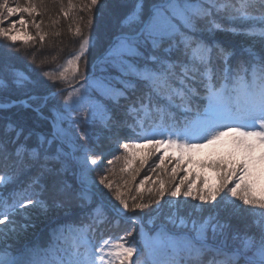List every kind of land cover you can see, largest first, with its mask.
<instances>
[{
	"label": "snow or ice",
	"instance_id": "snow-or-ice-1",
	"mask_svg": "<svg viewBox=\"0 0 264 264\" xmlns=\"http://www.w3.org/2000/svg\"><path fill=\"white\" fill-rule=\"evenodd\" d=\"M75 7L72 0L60 5L65 18ZM93 8L112 24L91 75L81 62L97 43L87 37L62 70L41 73L54 84L83 79L78 88L51 93L64 98L62 105L49 107L47 96L31 94L39 79L0 54V93L28 97L0 102V113L22 106L46 123L38 131L0 116V264H264V0H89L82 10ZM43 9L44 0H0V38L15 45L18 25H30L43 43V21L35 19ZM74 35L83 36L79 26ZM142 148L148 155L163 150L152 169L161 170L154 201L132 196L130 204L121 191L128 180L117 186L108 174L93 178L121 149L115 159L123 158L125 172ZM206 148L219 150L201 165L215 172L216 183L189 180L184 169L170 186L164 175L175 181L180 165L196 163ZM166 158L175 167L168 169ZM151 179L145 176L137 193ZM166 195L172 199L161 204ZM53 207L65 215L87 208L86 222H66L46 246L14 250L11 241L27 231L33 213ZM105 228L118 232L105 236Z\"/></svg>",
	"mask_w": 264,
	"mask_h": 264
},
{
	"label": "trees",
	"instance_id": "trees-1",
	"mask_svg": "<svg viewBox=\"0 0 264 264\" xmlns=\"http://www.w3.org/2000/svg\"><path fill=\"white\" fill-rule=\"evenodd\" d=\"M13 0H10L12 2ZM52 0H44V8L47 10L46 13L43 15H38L35 17L36 21L38 22V18L43 21V24L41 25V32L45 33V40L43 43L40 42L39 37L36 34V29L29 27L30 36L35 38L33 39L34 42L29 44H24L17 42L15 45L11 44L9 41L0 38V54H3V59L12 65L17 70H20L22 72H25L27 75H29L33 80L39 79L41 82L39 86H32L30 87V92L33 95H36L38 97H45L47 96L49 98L48 100V106L51 107L53 104L59 103L63 104V97H55L53 98L50 94L52 92H55L57 87H66L70 84H63L60 81H57L55 84L48 80L46 77L42 76L41 73L44 71H54L59 72L62 70L61 66L65 64L66 60L70 58L75 52L79 49V43L80 41L87 37L90 40H95L97 43L96 47H93L91 44L89 46L88 51L85 53V56L82 58L81 67L82 70L87 66V74H91V66L95 63L97 56L99 55L100 51V45L106 44V37L108 34V30L111 29V18L110 16H107L105 14V20H101L100 17H98L96 8H93L91 13H89L86 9H83V5L87 4L89 1L87 0H72V3L76 5L75 8L71 10L69 18H65L63 13L61 12L60 5L63 4L65 8H67V5L69 3V0H58L57 6H54L55 2H50ZM20 2L24 3L23 0H20ZM40 0H35V3L39 4ZM46 3V4H45ZM56 5V4H55ZM44 10V9H43ZM60 12V13H59ZM73 15V17H71ZM89 16L92 17L93 23L89 26L88 25V18ZM28 19V17H25ZM59 19V23L55 26L52 25V20ZM110 19V20H107ZM75 20L80 21L82 24L80 25L81 30H83V27H88L85 31L86 33H83V36L78 37L75 36V28L74 22ZM44 21L46 23L44 24ZM71 23V24H70ZM110 23V24H109ZM84 24V25H83ZM69 26H71V31L69 30ZM105 28V29H104ZM93 31L91 34L89 31ZM106 30V32H104ZM54 31H58L60 33L59 36L52 35ZM219 39L227 42V43H239V37H231L226 35H220ZM34 57V59H33ZM97 75L99 72L97 71ZM71 79V77H70ZM78 80L82 79H75L71 80L72 82H77ZM78 88V87H77ZM22 99H28V97L23 92H2L0 93V102L2 103H9L11 101H17L19 102ZM30 103H36L33 101H29ZM47 111V110H45ZM75 115V113H73ZM0 116L5 118H11L15 121L25 122L29 126L38 125L37 130L42 131L46 128V123L43 121H39L36 113H34L31 109H24L22 106L13 107L8 109L7 111L0 113ZM86 127V126H85ZM96 138V131L93 130V140ZM227 139V138H226ZM81 143H84L81 141ZM150 150L147 148L140 149L135 154V162H138L140 164L141 160L144 162L148 158V152ZM216 151H219L215 148H206L203 149L200 153L196 154L194 156V160L196 163H193L189 165L187 163V160H185L184 163L180 165L181 171L184 172V169H187L190 175L188 176L189 180L194 179L197 175H199L200 179H204L205 177L209 180L210 184L216 183L215 180V172L210 168H204L201 167V165H206L211 163L213 160L217 159V156L214 155ZM163 153V150H161L160 153H157L154 155V158H156V161H154V167L155 164L158 163L159 155ZM116 154H120L121 157H123V150H119L116 152ZM169 156L172 155V153L168 154ZM113 155H109L108 157L112 158ZM169 164V167L167 166ZM165 165L168 169H171L175 167L176 160L173 159L171 162L166 158L165 159ZM140 167L139 171L136 174L135 180H132L133 173H127V174H121V172L117 173V171L114 172V174L107 173L110 178H113L114 176H119L114 181L117 182V186L123 185L124 180H128L130 183L125 187H121V191L124 193L125 197L129 199V203H133L131 200L132 196H137V199H139L141 196L144 199V202H148L149 200L155 199L154 190L157 186V175L161 172V170L157 169L156 172H152L147 170L142 171L141 166H135ZM113 168V167H112ZM135 171V169H133ZM137 170V169H136ZM179 170L176 175L175 181H172L171 176L164 175V179L171 181L172 187L175 186L176 183H178V174ZM150 175L152 179L144 185L142 189H140V192L137 193L136 188L139 185V182L145 177ZM132 184H134L132 186ZM131 188H128V187ZM200 181L197 180L196 188L193 189L194 192L200 187ZM149 189H153L152 192H149ZM114 192V191H113ZM223 195V194H222ZM113 193H110L108 195L109 198H112ZM172 199L169 196H165L164 200L161 201V204H164V201ZM180 200H185L183 196L179 198ZM112 203H118L114 199H112ZM186 203L191 204H198L199 201L192 200L191 198H187ZM239 203V201H237ZM156 205L153 203L152 208H155ZM152 208L146 209L144 213H128V215H147L149 212L152 211ZM89 209H79L77 208L71 215H65V213L61 210H57L54 207L49 210L47 215L44 216L43 219H39L40 216H38L37 213H33L31 220L28 221L29 227L27 231L22 232L20 236H23L21 239L19 237L18 240L12 241L14 244V250H23L28 247L32 246H46L52 236V233L54 230H56L58 227L62 226L66 222L69 221H75L77 223L80 222L82 218L86 217ZM36 214V215H35ZM118 232L117 229H104V235H116ZM42 235H44V239L46 238V242L43 245L42 244ZM135 236V233H134ZM99 237H97L98 239ZM130 240L133 239V237L129 238Z\"/></svg>",
	"mask_w": 264,
	"mask_h": 264
},
{
	"label": "rangeland",
	"instance_id": "rangeland-1",
	"mask_svg": "<svg viewBox=\"0 0 264 264\" xmlns=\"http://www.w3.org/2000/svg\"><path fill=\"white\" fill-rule=\"evenodd\" d=\"M24 2H25V0H23ZM53 2H55V4H54V6H52V7H56L57 6V2H58V0H52ZM52 1H50V2H52ZM87 1H89V0H87ZM13 2V1H12ZM34 2H35V0H34ZM11 3V2H10ZM21 4H23L22 2H20ZM46 4V3H45ZM46 9L44 8V10H43V13L45 14L46 13ZM60 13V12H59ZM97 15V14H96ZM107 15V14H106ZM38 16V15H37ZM108 16V15H107ZM71 17H73V15H71ZM102 18H105V16L104 17H102ZM101 18V20H105V19H102ZM110 18V17H109ZM12 20H15V19H17V17H12L11 18ZM57 19V18H56ZM107 20H110V19H107ZM37 22V21H36ZM41 22V20L38 18V22L37 23H40ZM46 23V21H44V24ZM71 24V23H70ZM79 24H82L80 21H78V20H75V22H74V26H76V27H80V25ZM110 24V23H109ZM84 25V24H83ZM29 27L30 26H28L27 27V29H25V28H23V27H21V26H19L18 25V31H14V35L17 37V40H16V43L17 42H22V43H24V44H29V43H32V42H34L33 41V39H35L34 37H33V39H32V37L30 36L31 34H30V32H29ZM88 28V27H87ZM87 28L86 27H83V30H82V33H86L85 31L87 30ZM76 29V28H75ZM82 29V28H81ZM105 29V28H104ZM42 31V30H41ZM44 32V31H43ZM42 32V33H43ZM93 31L91 30V31H89V33L91 34ZM104 32H106V30H104ZM35 37H38V36H35ZM93 65V64H92ZM91 69H92V66H91ZM90 69V70H91ZM79 81V80H78ZM53 93V92H52ZM51 95V94H50ZM119 156H121L120 154H118ZM115 156H117V154L115 153L113 156H112V158H110V157H107V159H113V161H114V163L112 164V165H109V164H107V159H104V160H102L101 161V165H102V169H101V171H98V172H95V173H93V178L94 179H98L99 178V176L101 175V174H107V172H105L104 170L105 169H109V168H112L113 167V169H115V171H117V173H119V172H121L120 171V169L122 168V167H124V160H123V158H121L120 160H116L115 159ZM154 161H156V158H154V155H149L148 156V158H147V160L144 162V164H143V166H142V171L143 170H149V171H152V169L154 168ZM135 166H141V164H139L138 162H133V164L131 165V167L130 168H128L125 172H121V174L123 173L124 175L125 174H127V173H133V172H135L133 175H135V177H136V174H137V172H136V169H140V167H136L135 168ZM167 166L169 167V164H167ZM133 169H135V171L133 170ZM153 172V171H152ZM185 176V174H184V172L183 171H181V170H179V174H178V176H177V178H178V181L180 180V179H182L183 177ZM119 176H114L113 178H110V176H109V179L110 180H115V179H117ZM116 184H117V182H116ZM134 184H132V186H133ZM128 188H131L130 186L128 187ZM106 193H107V195H109L111 192H108L106 189L104 190ZM113 191H115V188H114V190ZM35 213H37V212H35ZM36 215V214H35ZM38 216H40L39 217V219H43L44 218V214H41V213H39L38 212ZM18 220H19V218H18ZM22 222V221H21ZM41 236V235H40ZM41 237H43L42 238V244L44 245L45 244V242H46V238L44 239V235H42ZM20 238L22 239L23 238V236H20ZM11 243H12V241H11Z\"/></svg>",
	"mask_w": 264,
	"mask_h": 264
}]
</instances>
